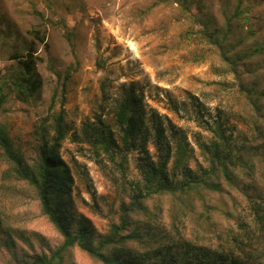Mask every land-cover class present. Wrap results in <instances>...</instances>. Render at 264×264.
<instances>
[{
	"label": "rangeland",
	"instance_id": "rangeland-1",
	"mask_svg": "<svg viewBox=\"0 0 264 264\" xmlns=\"http://www.w3.org/2000/svg\"><path fill=\"white\" fill-rule=\"evenodd\" d=\"M30 51L43 84L37 97L24 101L4 84ZM129 90L149 133L126 148L116 112ZM0 91L7 95L1 123L30 164L37 158L38 123L64 110L68 133L59 154L74 179L68 207L96 237L105 236L113 212L128 201L130 181L139 178L137 163L155 159L154 119L187 134L191 167L205 165L196 140L210 142L206 124L216 121L231 145L264 153V0H0ZM84 125L108 129L111 150L97 153ZM254 163L252 181L223 183V192L203 190V199L187 203L178 222L185 239L216 249L219 237L227 246L238 235L240 219L252 222L244 192L264 197V163ZM14 167L0 154V240L25 229L56 243L34 190ZM162 203L155 232L171 220L172 200ZM162 203L153 198L150 210L159 212ZM75 256L77 264H99L78 249ZM0 264L16 262L0 254Z\"/></svg>",
	"mask_w": 264,
	"mask_h": 264
},
{
	"label": "trees",
	"instance_id": "trees-1",
	"mask_svg": "<svg viewBox=\"0 0 264 264\" xmlns=\"http://www.w3.org/2000/svg\"><path fill=\"white\" fill-rule=\"evenodd\" d=\"M202 35L211 39L207 30ZM23 57L4 85L11 86L27 101L39 95L43 83L33 51ZM6 97L0 91V111ZM63 114L61 109L58 115L42 119L33 131L37 158L32 164L25 161L15 147L0 115V154L13 163L16 177L34 190L40 213L58 239L55 243L39 232L16 229L0 240V254L6 262L77 264L75 250L78 249L99 264H263L264 197L261 194L254 196L244 192L252 222L240 219L237 222L239 233L227 239V246L223 237H219L216 249L198 245L185 239L179 227L184 220L185 206L196 197L203 199V190L223 192V183L236 187L243 178L253 180L254 161L264 163V153L259 156L255 153L257 146L247 147L241 143L234 147L222 122L216 121L213 126L206 124L213 139L208 143L196 140L200 151L207 154L205 165L191 167L195 160L194 147L187 134L172 124L164 126L162 121L154 119L155 159L144 158L137 163L139 178L130 181L128 201L121 203L118 213L113 212L107 235L96 237L89 223L73 217L68 207L74 179L59 154L61 141L68 133ZM116 123L126 148L136 147L139 138L149 133L131 90L125 91L118 105ZM83 135L97 153L100 149L109 152L114 143L105 127L84 125ZM153 198L158 203L165 198L172 200L167 209L171 220L166 225H157L158 232L154 231L152 221H158L156 216L165 209L162 203L157 206L159 212L150 210Z\"/></svg>",
	"mask_w": 264,
	"mask_h": 264
}]
</instances>
